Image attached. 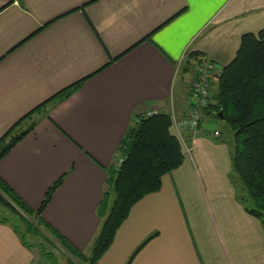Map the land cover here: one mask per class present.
Returning a JSON list of instances; mask_svg holds the SVG:
<instances>
[{
	"label": "crops",
	"instance_id": "0c3cea01",
	"mask_svg": "<svg viewBox=\"0 0 264 264\" xmlns=\"http://www.w3.org/2000/svg\"><path fill=\"white\" fill-rule=\"evenodd\" d=\"M261 29L264 0H0V138L25 129L28 119L16 122L47 100L0 158V179L35 210L63 175L40 218L90 253L97 205L132 121L144 109L168 110L169 100L179 111L191 62L219 69L241 35ZM199 124L184 133L189 153L130 207L94 264H125L149 236L128 264H264V228L236 199L229 146ZM42 260L0 222V264Z\"/></svg>",
	"mask_w": 264,
	"mask_h": 264
},
{
	"label": "trees",
	"instance_id": "16d2710c",
	"mask_svg": "<svg viewBox=\"0 0 264 264\" xmlns=\"http://www.w3.org/2000/svg\"><path fill=\"white\" fill-rule=\"evenodd\" d=\"M83 79L63 88L54 96L59 99L66 97ZM213 88L212 102L202 106V112L214 115L221 110L222 120L231 132V142L228 144L229 178L236 190V199L244 211L258 219L264 228V29L241 35L233 58L221 67ZM46 101L16 122L28 119L29 124L25 129L14 134L11 132L13 126L0 138V158L33 128L34 121L29 117L38 112ZM136 118L137 121L133 120L127 128L117 150L123 156L121 164L108 172L105 190L97 205L101 225L92 241L89 256L84 257L76 251L40 218L42 209L60 185L63 175L46 189L35 210L30 209L0 179V196L12 212L9 216L0 215V222H10L20 242L37 247L40 256L52 264L56 263V257L45 249L42 230L69 254L82 257L87 264H94L110 245L115 230L127 216L130 207L145 194L157 191L161 176L178 167L182 161L181 148L170 130L167 114L156 113ZM110 194L113 197L109 202ZM17 210L34 221L24 219ZM150 237L136 247L125 264Z\"/></svg>",
	"mask_w": 264,
	"mask_h": 264
},
{
	"label": "built area",
	"instance_id": "2783aa9c",
	"mask_svg": "<svg viewBox=\"0 0 264 264\" xmlns=\"http://www.w3.org/2000/svg\"><path fill=\"white\" fill-rule=\"evenodd\" d=\"M192 66L185 72V87L188 92L185 103L181 104L180 110L174 107L169 100L168 110L162 107L144 109L139 116L144 118L156 113H165L169 118V127L181 148L183 154L189 153V146L186 142L185 132H192L197 128L199 108L209 103L213 91L214 83L221 68H216L214 63L204 58H197L191 62ZM137 121V118L134 120ZM217 131L214 136H218ZM123 160L121 154H117L113 162V167H118Z\"/></svg>",
	"mask_w": 264,
	"mask_h": 264
},
{
	"label": "rangeland",
	"instance_id": "374dc122",
	"mask_svg": "<svg viewBox=\"0 0 264 264\" xmlns=\"http://www.w3.org/2000/svg\"><path fill=\"white\" fill-rule=\"evenodd\" d=\"M178 76L179 75L175 76L174 78L175 80L174 85H173L174 93L176 92V90L179 91L180 89V79L178 78ZM214 92H215V89L213 88L212 94ZM181 93H182V98H181L182 101L181 100L180 101L183 104L184 98H186V96H184L183 89L181 90ZM172 102H173L174 107H176L178 103L175 100L174 101L172 100ZM210 102H212V97L210 98L209 103ZM201 108L202 107L199 108V117H198V124L200 121V124H199L200 131H203L204 133H212L213 130H216L217 132H219V137L221 136L223 140H225L226 143L229 144L231 142V132L228 126L225 124V122L222 119L217 118L213 114L202 112ZM112 197L113 195L110 194L109 202L111 201ZM3 201L4 199L2 198V196H0V215L9 216L12 214V212L10 211L9 208H7L6 202L4 201L5 202L4 203ZM18 214L28 221L33 220L32 218L26 215H23L20 211H18ZM41 235L43 237L42 241L45 246V249L51 251L56 257L55 264H87L86 260L83 259L82 257H75L72 254H69L68 252H66L61 246L57 244L55 239L52 236H50L47 232L42 230ZM83 256L87 257L89 256V253L84 254ZM42 259H43L42 261L45 262V264H52V262L49 261L48 259L46 258H42Z\"/></svg>",
	"mask_w": 264,
	"mask_h": 264
},
{
	"label": "water",
	"instance_id": "95a60500",
	"mask_svg": "<svg viewBox=\"0 0 264 264\" xmlns=\"http://www.w3.org/2000/svg\"><path fill=\"white\" fill-rule=\"evenodd\" d=\"M214 115H215L217 118L222 119L221 110H218L217 112H215Z\"/></svg>",
	"mask_w": 264,
	"mask_h": 264
}]
</instances>
